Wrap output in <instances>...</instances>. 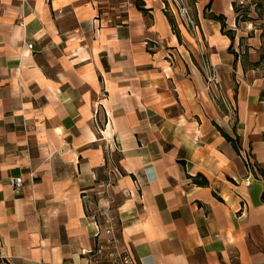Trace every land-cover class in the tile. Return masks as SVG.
Instances as JSON below:
<instances>
[{
    "label": "crops",
    "instance_id": "obj_1",
    "mask_svg": "<svg viewBox=\"0 0 264 264\" xmlns=\"http://www.w3.org/2000/svg\"><path fill=\"white\" fill-rule=\"evenodd\" d=\"M235 2L187 0L194 36L167 0H0V264H110L106 198L139 264H264V13Z\"/></svg>",
    "mask_w": 264,
    "mask_h": 264
},
{
    "label": "built area",
    "instance_id": "obj_2",
    "mask_svg": "<svg viewBox=\"0 0 264 264\" xmlns=\"http://www.w3.org/2000/svg\"><path fill=\"white\" fill-rule=\"evenodd\" d=\"M237 4L240 7L249 5V7H254L253 0H238ZM170 9L171 12L181 21L183 26L194 36L198 33V24L195 21L187 0H167V9ZM31 47V44H29ZM178 54L175 50L168 49L166 52V59L169 64L172 66L175 64ZM200 57H201V71L203 73L205 83L208 88H219L217 69L213 63L209 60L206 55V50L200 48ZM247 161V159L245 158ZM11 184L17 188L21 186L23 182L22 176L12 177L10 179ZM110 200L105 199L104 204H100L97 208L98 215L102 221L105 223V229L108 233V239L104 243H99L92 250L91 262H98L101 258H106L110 264H139L137 259L134 257L133 253L124 244L118 239L115 228V217L109 213ZM1 241V240H0Z\"/></svg>",
    "mask_w": 264,
    "mask_h": 264
},
{
    "label": "trees",
    "instance_id": "obj_3",
    "mask_svg": "<svg viewBox=\"0 0 264 264\" xmlns=\"http://www.w3.org/2000/svg\"><path fill=\"white\" fill-rule=\"evenodd\" d=\"M253 2H254V8L257 11L258 16L260 17L264 13V0H253ZM233 5H234V9H235V12L237 15V20H240V19L245 20V19L249 18L248 14H247L249 11L248 5L240 7L236 2ZM167 16L169 18L171 25L174 28L173 19L168 14H167ZM215 17L221 18V16H215ZM226 32L230 37H232L230 30H228ZM196 182L201 183V184H207V180L204 177L202 179L196 180Z\"/></svg>",
    "mask_w": 264,
    "mask_h": 264
},
{
    "label": "rangeland",
    "instance_id": "obj_4",
    "mask_svg": "<svg viewBox=\"0 0 264 264\" xmlns=\"http://www.w3.org/2000/svg\"><path fill=\"white\" fill-rule=\"evenodd\" d=\"M107 193V191H104V188L103 187H96L95 189H93V191H90L89 194L91 196V200H95L97 201V198L100 196V195H103L102 193ZM92 200V201H93Z\"/></svg>",
    "mask_w": 264,
    "mask_h": 264
}]
</instances>
